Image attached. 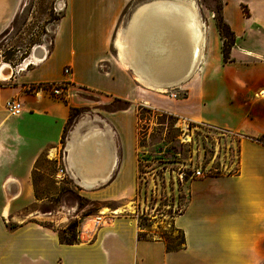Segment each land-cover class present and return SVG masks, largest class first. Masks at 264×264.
Instances as JSON below:
<instances>
[{"label": "crops", "instance_id": "1", "mask_svg": "<svg viewBox=\"0 0 264 264\" xmlns=\"http://www.w3.org/2000/svg\"><path fill=\"white\" fill-rule=\"evenodd\" d=\"M63 1L66 10L50 51L43 45L38 65L0 85V264H264V143L257 140L264 137V98L257 96L264 89V0H219V14L234 34L228 61L214 13L193 0L201 57L192 75L167 89L184 90L175 101L141 82L118 54L117 41L136 12L154 0ZM99 62H106L108 71L100 72ZM66 65L69 75L63 73ZM37 69L40 77L33 76ZM62 81L101 93L105 108L43 93V85ZM9 98L21 101L19 117L4 112ZM114 101L123 105L115 107ZM144 107L239 137L236 172L184 182L188 198L172 219L183 237L176 249L168 250L161 238L142 237L127 210L138 193V111ZM73 108L86 111L72 119L64 135ZM61 155L67 178L101 212L109 208L101 216L106 224L80 231L71 245L60 242L58 228L26 221L31 211L19 216L20 199L29 205L34 198L38 159L58 166ZM8 216L6 226L1 219Z\"/></svg>", "mask_w": 264, "mask_h": 264}, {"label": "rangeland", "instance_id": "2", "mask_svg": "<svg viewBox=\"0 0 264 264\" xmlns=\"http://www.w3.org/2000/svg\"><path fill=\"white\" fill-rule=\"evenodd\" d=\"M199 1L203 3L204 10H211L215 17L219 14V0ZM78 9L75 7L74 11ZM65 10L63 0H20L12 19L0 32V67L8 64L13 69L11 75L18 76L38 65L27 62L33 52L38 50V45H44L47 53L50 51L56 26ZM196 14L198 17L197 9ZM109 51L113 55V49ZM106 64L99 62L98 70L108 71ZM33 76L40 77V70L34 71ZM10 78L0 79V85L8 84ZM54 83H64L61 85L62 95H53L52 83H47L43 85V93L48 97L66 101V96L71 95L88 102H98L92 104L105 108L99 102L102 98L99 92L81 87L72 88L68 81ZM68 88L69 91H66ZM167 89L164 88L165 91L159 94L168 100L175 101L185 95L181 87ZM112 105L119 107L123 104L114 101ZM85 111L86 108L71 109L72 116L65 131L72 119ZM180 119L177 115L150 107L138 111V193L127 206V210L136 218L142 237L161 238L169 247H175L182 240L172 219L183 210L188 198L184 182L193 177V172L198 169L204 175L234 173L238 169L237 135L210 125L192 123L190 142L183 143ZM57 167L56 163L44 156L38 159L32 176L34 198L29 205L20 199L19 206L22 209L19 210V216L25 217L31 211L33 215L26 221L58 228L62 235L68 232V225L76 221L77 237L86 227L92 228L89 232H93L99 225L106 224L103 217L99 224L95 222L96 217L108 214L109 208L101 212V207L76 187L67 175L63 180L56 179ZM10 220V216L1 219L6 226L11 223ZM13 221L18 222L16 219Z\"/></svg>", "mask_w": 264, "mask_h": 264}, {"label": "bare ground", "instance_id": "3", "mask_svg": "<svg viewBox=\"0 0 264 264\" xmlns=\"http://www.w3.org/2000/svg\"><path fill=\"white\" fill-rule=\"evenodd\" d=\"M19 2L0 0V32L7 27ZM124 36L117 41L120 59L134 68L141 82L157 90L178 86L199 64L202 36L192 1H152L138 9ZM37 48L27 64H36L44 58V46ZM12 73L10 65H1V80H7Z\"/></svg>", "mask_w": 264, "mask_h": 264}, {"label": "built area", "instance_id": "4", "mask_svg": "<svg viewBox=\"0 0 264 264\" xmlns=\"http://www.w3.org/2000/svg\"><path fill=\"white\" fill-rule=\"evenodd\" d=\"M63 73L65 75H69L71 73V67L69 65L64 66L63 68ZM52 88L51 92L53 95L56 97H59L62 95L63 92V87L61 83H52ZM172 97L174 94H171ZM257 96L259 98H264V89H261L257 92ZM3 110L6 113L7 116L10 117H19L22 114L23 111V106L20 100L16 98H9L7 99L4 104H3ZM181 122V130H182V137L181 141L183 143H188L190 142L191 139V130H192V121L186 120V119H180ZM67 175L66 169L63 164V155L60 156L59 162H58V167H57V173L55 175L56 179L63 180ZM204 174L201 170H195L193 172L194 177H202ZM102 217H96V222L95 224H99V221L101 220ZM105 220V219H104ZM96 226V225H95Z\"/></svg>", "mask_w": 264, "mask_h": 264}, {"label": "trees", "instance_id": "5", "mask_svg": "<svg viewBox=\"0 0 264 264\" xmlns=\"http://www.w3.org/2000/svg\"><path fill=\"white\" fill-rule=\"evenodd\" d=\"M215 20H216V25H217V28L219 30V34H220V37L222 40L221 51H222L223 59L225 61H228L230 59V49H231L232 45L234 44V34L230 30V28L227 26V24L222 20L220 14H218L215 17ZM38 87H40L39 84H38ZM33 88H34V85H31L29 87L28 91L33 90ZM71 116H72V113L70 111L68 120L66 121V123L64 125V133H65L67 125L70 122ZM257 140L264 143V137L257 138ZM77 225H78V222L74 221L68 225V228H67L68 232L67 233H65L64 235L59 233V240L61 243L68 244V245L77 243V240H78L77 231H76ZM63 231H65V229ZM182 242H183V237H182L181 242L178 243L175 247L167 246V249L168 250L176 249L182 244Z\"/></svg>", "mask_w": 264, "mask_h": 264}]
</instances>
